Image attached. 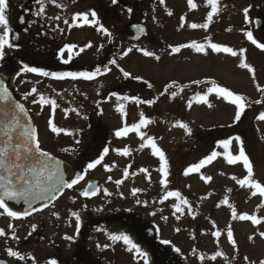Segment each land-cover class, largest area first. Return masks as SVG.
I'll use <instances>...</instances> for the list:
<instances>
[{"label": "rangeland", "instance_id": "374dc122", "mask_svg": "<svg viewBox=\"0 0 264 264\" xmlns=\"http://www.w3.org/2000/svg\"><path fill=\"white\" fill-rule=\"evenodd\" d=\"M148 3L150 6L147 7V0H138V8L145 11L150 22L155 24V38L164 39L162 41H165L166 46L169 45L168 56L162 52L163 46H154V53L163 58L162 63L155 58L142 60V57L135 54V50L133 53L131 51L128 56H121L124 50L131 46L128 47L125 37L119 35L117 53L113 57L118 61L117 69L110 68V72L102 74L101 78H97L94 82L82 78L71 82V87L76 89L70 88L67 82L53 78H51V83L44 84L43 82L42 87L47 86L48 88L47 94L53 92L61 97L51 95V98L56 99L58 104L54 110L50 105L42 106L39 103H33V94H28L33 87L38 89L41 85L38 84L39 80H36L31 73L23 72V65L13 61V57L7 56V61L11 62L8 64L11 73L17 74L16 87L21 97L28 102L27 107L38 125L42 149L51 153L60 151L58 153L62 154V147L72 149L75 144L84 145L86 140L75 142L78 136L72 138L67 133L70 132L73 135L74 132H80L82 134L84 130L91 127L97 128L96 132H107L116 151L129 144L137 146L139 152L142 153L144 147L142 148L141 145L144 138L141 139V134L144 132H178L181 133L183 139L188 132L179 125L184 123L191 129L190 137L198 138L199 141L203 140L201 144L195 143L198 159H201V153L204 152L206 141L204 138L208 135L209 138L224 135L232 139L235 134H239L245 140V152L253 163V179L264 185V121L257 119L259 114L264 112V103H255L257 100L264 101V92L258 90V86L264 88V50L258 49L246 37L247 31L250 30L258 42L264 43V36H260V32L255 31L252 24L256 18L264 19V0H218V12L213 15L211 22L207 20V15L211 11V5L207 3V0H193V3L197 5L194 9L191 8L188 0H164L163 3L148 0ZM246 7L250 8L247 19L243 13ZM120 13L119 18L122 22L118 29L121 31L129 21L137 20L138 14L140 15L134 10L131 14ZM56 16H58L57 13L52 14V17ZM192 23H208L209 27L193 29L190 26ZM62 38L60 41L56 40L55 43L58 41V45L62 46L65 41ZM102 39L104 46V38H99L96 43ZM89 42V39H85L83 47ZM156 42L158 40L154 41ZM193 43L205 45V51L197 52L193 47L181 48L179 53L172 51L174 47ZM210 43L232 47L239 54L233 57L230 53H217L209 47ZM241 49H246V52L240 53ZM27 60L29 66L32 65L31 58L27 56ZM241 62H246L255 69V79L248 69L239 66ZM121 69L130 75L125 77ZM54 71L58 72V69ZM60 72L65 71L60 70ZM129 78L141 79L155 85L156 90L159 91L158 94L161 93L160 98L156 99L155 90L154 93L146 91L144 95L147 99L156 101L153 105L131 102V98L137 96L138 89ZM196 81L200 83L207 81L208 83L201 87L189 86L198 85ZM212 82L245 96L247 106L240 122L237 123L234 120L236 106L223 97H218L215 92L207 93V89L213 86ZM173 83L177 86L168 88ZM178 86L182 88L179 89ZM76 90L77 95L75 96L79 104L74 105L72 95L68 93ZM115 91L117 95H110ZM173 92L176 93L175 96L172 95ZM205 94L208 95V102L212 104V107L197 103L196 98ZM124 96L130 99H122ZM189 101H191V107H189ZM82 102L85 103L84 107H82ZM121 105L124 107L123 113L119 111ZM96 106H98L97 111H94ZM70 108L76 110L87 108L89 114L81 116L79 121L76 113L65 114ZM141 113L151 121L147 126L143 127L139 133L129 132L126 136H116V132L126 124L131 126L138 123ZM50 121L56 124L64 122V125L59 126L62 130L59 134L51 131ZM189 145L192 143L189 142ZM213 150L219 152L220 155L208 166L201 167L205 170L204 175L207 174L212 178L211 182L206 184L203 179L204 175L198 171L193 181V191L196 190L198 196L209 192L216 194L208 204H212L213 207L214 225L226 227V230L220 232L219 237L214 235L217 232L215 230L198 234L192 230H181L176 237L177 248L180 249L185 264H200V262L260 264L264 261V238L259 235L260 232H264V197H261L258 192L257 195L252 196L251 192L255 191L254 189L238 183V180L247 177V170L242 161L235 164L227 163L226 157L229 152L232 155H238V141L233 139L227 150L222 146ZM209 171L213 174L210 175ZM138 183L141 186L142 179H139ZM226 192L230 194L229 198L221 200L219 196L221 197ZM124 193H127V189ZM131 201L141 207L140 197L135 196ZM206 207L205 204L203 207L199 205L200 210ZM233 211L236 212L237 218H233ZM243 214L255 215L262 222L254 225L250 220L238 219ZM227 227H232L230 229L233 234L232 239L236 242L235 245L228 238L229 228ZM172 233L164 232L162 239L168 240ZM216 252H222L223 255L213 260L211 257ZM201 256L204 257L203 260L200 259ZM133 264L138 263L133 262Z\"/></svg>", "mask_w": 264, "mask_h": 264}, {"label": "flooded vegetation", "instance_id": "af4514ba", "mask_svg": "<svg viewBox=\"0 0 264 264\" xmlns=\"http://www.w3.org/2000/svg\"><path fill=\"white\" fill-rule=\"evenodd\" d=\"M57 3L62 6L57 7V4L52 3V0H46L45 13L36 16L35 13L39 7L36 0H9L8 15L12 28L11 39L20 47L5 49V58L0 61V74L7 78L10 92L26 106L37 129L38 125L34 121V116L27 107L28 102L21 97L19 89L16 87L17 74L11 73L8 66L11 62L7 61V56L13 57V61L20 65L29 64L28 56L31 58L32 65L30 66L42 67L49 72H54L55 69H58V72L60 70L65 72L94 71L96 67H100L102 72L91 80L94 82L97 78H101L102 74L110 72V68H118V61L116 60V64H112V60L117 53L119 35L125 37L128 47L134 48L132 53L135 50V54L142 57V60H152L155 57L144 56L140 49L154 52L155 45L163 46L162 52L165 53V56H168L167 51L169 50V45L166 46L165 41H162L164 39L155 38V24L150 22L145 11L139 10L138 0H118L115 5L112 4V0H57ZM148 6L150 4L147 0ZM128 8H132L140 15L138 14L137 20L129 21L121 31L118 29L122 22L119 13H128ZM92 10L97 12L100 24L109 29L112 36L100 31L99 24L79 26L82 24V20L74 19L75 14L90 13ZM54 13L60 17L59 20L53 19L52 14ZM21 17L25 21L23 24L20 23ZM65 19L69 21L68 24H64ZM92 19L93 17L89 15V20ZM136 25H140L146 33L145 36L134 42L133 38L136 37V32H133L132 29ZM25 28L28 31H25ZM59 29H63V32ZM259 34L264 36V31H260ZM61 38L65 39L62 46L58 45ZM99 38H104V46L102 45L103 39L96 43ZM85 39H89L92 47H83ZM56 40L58 41L55 43ZM157 40L158 42L154 43ZM69 44L77 47L69 51L67 49ZM80 48H85V50L80 52ZM61 51L64 53L63 58L60 56ZM155 55L159 56L156 53ZM121 56L125 57L124 54ZM64 59L69 60V63H63ZM162 59L160 58L158 62L162 63ZM38 60L40 61L38 62ZM31 74L36 80H39L38 84H41L38 86L37 93L33 94L35 101L39 100L40 95L48 98L55 95L53 92L47 94V86L42 87L43 82H45L44 84L51 83V76L41 77L34 73ZM129 80L133 85L137 83L140 87L147 86V83L141 79L139 81L129 78ZM62 81L67 82L70 88L76 89L70 84L78 79L66 78ZM207 83L205 81L189 86L201 87ZM76 92L77 90L68 93L72 95L74 105L79 104L75 96ZM110 95H117V91ZM56 97L61 98L60 96ZM143 97L144 101H148L144 94ZM82 104L80 105L84 107L85 103L82 102ZM97 107L94 111H97ZM73 112L76 113V118L79 121L81 116L89 114L87 108L79 110L70 108L65 114L71 115ZM51 123L57 127L64 125V122L56 124L52 121ZM84 131L82 134L74 132L73 135H69L72 138L78 136L75 142L86 140L84 145L75 144L72 149L67 147L63 149L62 147V154L58 153L60 151L51 153L43 149L67 162L73 169V179L77 174H84L81 181L71 189L67 188L58 200L36 214L17 219L8 217L0 209V229L5 232V236L0 237V264H49V261L53 259L57 261V264H133V262L144 264L143 258L138 257L135 250L129 252L128 246L123 241L110 239L111 235L121 233L129 235L134 243L140 245L141 249L148 253V264H185L180 252L175 250L177 248L176 237L181 230H192L197 234L213 232V230L219 232L226 230V227L214 225L213 207L212 204H208L216 194L209 192L198 196L197 191H193V181L198 172L193 171L188 175H184V173L189 167L205 159L214 151L213 149L221 148L219 141L229 139L228 137L222 135L209 138L208 135L204 138L206 140L204 152L201 153V159H198L195 143L201 144L203 140L199 141L198 138L190 137L191 135L188 134L182 139L181 133L178 132H144L143 145L146 146L142 147L143 151L140 153L137 146L129 144L116 151L107 132H96L97 128L90 127ZM237 135L240 136L235 134L234 137ZM38 136L40 140L39 132ZM150 139L155 140L157 146L164 151L168 161L167 188L161 184L163 174L159 169L162 166V161L153 154L151 147L147 146ZM242 140L245 142L243 138ZM189 142L192 145H189ZM105 148L109 150L107 154L104 153ZM125 148L129 149L128 155L122 154ZM100 157H103L100 164L94 169H87L88 163L94 162ZM141 169H147V172H142ZM199 171L202 175L205 174L204 169L201 168ZM125 172L128 173L126 177ZM209 173L213 174L211 171ZM206 177H208L207 174L203 176V179ZM139 179H142L141 186L138 183ZM117 180H123V183L118 185ZM205 182L207 184L211 181L205 179ZM89 184L99 186V194L91 197L83 196L82 193L87 191ZM125 189H127L126 194L124 193ZM134 189H140V191L133 194ZM175 191L180 192L181 196L189 203L181 204L180 200L174 196L164 199L168 192ZM229 195L226 192L219 198L227 200ZM135 196L142 199L141 207L131 201ZM177 204L183 208L182 212H176L174 206ZM204 204L207 207L200 210L199 205L203 207ZM72 212L79 213L81 217L78 235L77 221L71 215ZM53 213H58L59 218ZM33 225L36 226L35 231L32 230ZM230 228L232 229V227ZM166 231L173 232L167 240L170 242L168 244L162 243L164 241L162 235ZM30 232L31 235H29ZM13 235L18 239H13ZM66 235L74 236V239L68 241L64 239ZM9 248L19 252L25 258L21 260L18 257L10 256L7 251ZM200 264L207 263L200 262Z\"/></svg>", "mask_w": 264, "mask_h": 264}, {"label": "snow or ice", "instance_id": "6c2138e0", "mask_svg": "<svg viewBox=\"0 0 264 264\" xmlns=\"http://www.w3.org/2000/svg\"><path fill=\"white\" fill-rule=\"evenodd\" d=\"M38 4V10L35 13L36 16H41L46 11V0H36ZM164 0H161L163 3ZM52 3H56L57 7H61L62 5L57 3V0H52ZM118 0H112V4H117ZM189 5L191 8H196L197 5L193 3V0H188ZM207 3L211 5V11L207 15V20L211 22L213 20V15L218 12V0H207ZM249 7L243 9V13L247 19L249 14ZM9 12V0H0V61L5 58V49H14L19 48L20 45L15 43L11 39L12 28L10 27V17L8 15ZM127 12L131 14L133 12L132 8H128ZM89 15L93 17L92 20H89ZM171 15V13H169ZM55 20H59L60 17L56 16L53 17ZM74 19L77 21L82 20L83 25H97L99 24V30L103 33L107 34L108 36H112V32L109 31L106 27L100 24L97 12L95 10L90 11V13H77L74 16ZM20 23H25L24 18H20ZM69 21L67 19L64 20V24H68ZM191 28H203L207 29L209 27L208 23L203 24H196L192 23ZM58 27V26H57ZM137 31L144 32V29L140 25L135 26ZM63 32V29H59ZM230 30V29H229ZM25 31H28L25 28ZM247 39L255 45L258 49L264 50V43L258 42L257 39L254 38L252 31H247L246 33ZM18 39V37H17ZM139 39V37H137ZM77 47L76 45L69 44L67 45V49L70 51L73 48ZM85 47L90 48L92 47L91 43L87 44ZM193 47L196 49L197 52H204L205 45L199 43L193 44H183L178 47H174L172 49L173 52L179 53L181 48H189ZM209 47L217 52H224L230 53L233 57H236L239 53L234 50L232 47L223 46L219 43H210ZM85 48H80V52H83ZM143 52V55L146 57L155 56V59L159 60L160 57L155 55L153 51L140 49ZM132 51V48H128L127 51L124 52V55L127 56L129 52ZM246 52V49H241L240 53ZM63 51H61L60 56L63 58ZM63 63H69V60L64 59ZM112 64H116V60H112ZM242 68L248 69L255 79V69L250 67V65L246 62H241L239 65ZM123 75L128 77L130 73L123 71ZM23 72L25 73H34L41 77H49L51 76L53 79L56 80H64L66 78H71L72 80L83 79L86 81H91L97 77V74L102 72L100 67H96L94 71H68V72H49L46 71L42 67H33L29 66V64H23ZM196 83H200L196 81ZM213 86L207 89V93L211 94L215 92L218 97H223L225 100L229 101L232 105L236 106L237 111L234 115L235 122H240L242 116L246 110V98L243 95L236 94L234 91L229 90L226 87H220L212 82ZM173 85H169L168 87H172ZM151 87V85H149ZM258 90L264 92V88H259ZM37 88L33 87L28 95L37 93ZM167 91V89H166ZM173 96L176 95L175 92L172 93ZM124 100L130 99V97L124 96L122 97ZM134 99L137 103H147L149 105L153 104L154 101L148 100H140L138 97L131 98ZM197 103L207 104L208 107H212V104L208 102V95H199L196 98ZM0 102H3L0 105V115L4 118L0 119V209H3L4 213L7 214L8 217L11 218H21L30 215L31 213L28 211L25 212H18L13 210L9 203L10 201L14 202H21L28 205V208L31 209L35 202L41 200H53L56 198L57 193H62L64 188L71 189L74 185H76L79 181L84 178V174H77L75 178L69 177V179H65V173L62 170L61 161L55 159L51 156L47 151H44L41 148V143L38 136L37 129L32 125L31 121L28 120L26 123L21 122L22 117H28V110L26 109L23 103H19L15 101L12 97V93L9 91L8 86L5 82L0 79ZM39 103L42 106L50 105L54 110L58 107L57 100L53 98L45 97L44 95L39 96L38 101H33V103ZM256 104L264 103V101L257 100L255 101ZM189 107H191V101H189ZM119 111L122 113L124 112V107L121 105ZM257 119L264 121V112H261ZM151 121L141 113V119L138 123H134L131 126H127V124L122 127L120 130L116 132L117 137L126 136L129 132H137L139 133L140 130L147 126ZM181 128H184L188 134H191V129L187 124L181 123L179 125ZM51 131L53 133L59 134L62 130L57 127L54 123L50 121ZM67 134L71 135L72 133L68 132ZM144 138V134H141V139ZM233 139L239 142V152L238 155H232L231 152L228 153L226 160L228 164H235L237 162L242 161L243 166L247 170V177L245 179L238 180V183L241 186L247 185L250 189H254L255 191L251 192L252 196L257 195V192L261 197H264V185L260 182H257L253 179V163L251 162L249 155L246 154L244 148V141L240 136H235L232 139H225L219 141V144L225 149H229L230 145L233 142ZM146 145H141V147H145ZM153 150V154L158 156L160 161H162V166L159 171L163 174V179L161 180V184L167 188L168 186V161L165 158V153L161 150L160 147L157 146L154 139L149 140V144ZM108 149H104V153H108ZM129 149L125 148L122 152L123 155H128ZM220 155L217 151H212L205 159L201 160L199 163L189 167L184 175H188L190 172L199 171L201 167L205 166L206 164L212 162L215 158ZM103 157L96 159L94 162L87 164V169H94L98 164L101 163ZM142 172H147V169H141ZM128 175L125 172V177ZM206 180H211V177H206ZM233 179H236L233 177ZM116 183L122 184L123 180H117ZM88 189L90 191H84L82 193L83 196L88 197L90 195H96L99 189L97 186L93 184L88 185ZM140 191V189H134L133 194ZM170 196L176 197V199L180 200L181 204L187 205L189 202L184 199L180 192H168L164 199H167ZM140 201H138L139 203ZM227 203V201H225ZM176 212H182L183 208L180 204L174 206ZM53 215L59 218L58 213H53ZM71 215L75 217L77 221V235L79 234V229L81 226V217L79 213L72 212ZM233 218L236 217V212L233 211L232 213ZM238 219L242 221H251L254 225H259L262 221L255 215H248L243 214L238 217ZM11 227V225H10ZM32 230H36V226L33 225ZM14 231V229H13ZM179 231V229H177ZM31 235V232L29 233ZM214 235L219 237L221 233L219 231L215 232ZM228 238L231 240L232 244L235 245V240L232 239V230L229 228L228 230ZM261 238H264V232L259 233ZM5 236V232L3 229H0V237ZM13 239H18L15 235L12 237ZM64 239L68 241H72L74 236L66 235ZM110 239L113 241H123L125 245L128 246V251L132 252L135 250V253L138 257L143 258L144 264H148V253L143 251L137 243L133 242V239L127 234H119V235H111ZM252 239V237H249ZM164 244L170 243L167 240L162 241ZM177 252H180L179 248L175 249ZM8 254L12 257H18L19 259L23 260L25 257L22 256L19 252L14 251L13 249L9 248ZM222 252H216L211 258L215 260L218 256H222ZM201 260L204 259L203 256L200 257ZM49 264H57L55 259L49 261ZM260 264H264V261H261Z\"/></svg>", "mask_w": 264, "mask_h": 264}, {"label": "water", "instance_id": "95a60500", "mask_svg": "<svg viewBox=\"0 0 264 264\" xmlns=\"http://www.w3.org/2000/svg\"><path fill=\"white\" fill-rule=\"evenodd\" d=\"M154 1L159 2V1H161V0H154ZM253 25H254V30H255V31H261V30L264 31V19H262V18H257V19H255V20L253 21ZM132 31H133V32H136V37L133 38V41H134V42H136V41H138L139 39H141L143 36H145V33H146L145 30H144V32H139V31H137V28H136V27H133ZM137 37H139V39H137ZM0 79H2V80L5 82V84L7 85V78H6L5 76H3V75L0 74ZM12 97H13V99H14L15 101H17L16 98H15L13 95H12ZM17 102H19V101H17ZM19 103H20V102H19ZM2 104H3V102H0V105H2ZM3 118H4V117H3L2 115H0V119H3ZM28 120H30L31 123H32V125L34 126L33 121H32V119H31V117H30L29 114H28V117H22V118H21V122H22V123H26V122H28ZM34 127H35V126H34ZM35 128H36V127H35ZM36 129H37V128H36ZM49 154H50V153H49ZM50 155L53 156L55 159L61 161L62 170H63L64 173H65V179H69V177L73 178V169H72V167H71L68 163H66L65 161H63V160L57 158L56 156H54V155H52V154H50ZM95 184H97V183H95ZM95 186H96V185H95ZM97 188L99 189V186H98ZM66 189H67V188H64V189L62 190V193H57L56 198H54L53 200H41V201L35 202V203L33 204V207H32L31 209H29V208H28V205L25 204V203H23V201H21V202H19V203L14 202V201H10V202H8V203H9V206H10L13 210H15V211H18V212H25V211H28V212L31 213L30 215H33V214H36V213H38V212L43 211V210L46 209L49 205H51L52 203H54L59 197H61V195L64 193V191H65ZM87 191H90V189L87 188ZM97 194H99V191L97 192ZM97 194H96V195H97ZM91 196H94V195H90V196H88V197H91ZM2 210H3V209H2ZM30 215H28V216H30ZM26 217H27V216H26ZM21 218H24V217H21ZM17 219H19V218H17Z\"/></svg>", "mask_w": 264, "mask_h": 264}, {"label": "trees", "instance_id": "16d2710c", "mask_svg": "<svg viewBox=\"0 0 264 264\" xmlns=\"http://www.w3.org/2000/svg\"><path fill=\"white\" fill-rule=\"evenodd\" d=\"M135 85L137 86V89H138V93L136 94L137 96L135 97H139L140 100H143V94L144 92H146V90L149 92V91H152L154 93V90L155 92L157 93L158 90H156V87H154L152 84H149L147 83V86H143V87H140L139 84L135 83ZM149 85H151V87H149ZM136 92V90H135ZM134 97V98H135ZM135 101V100H133Z\"/></svg>", "mask_w": 264, "mask_h": 264}]
</instances>
